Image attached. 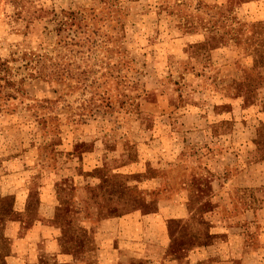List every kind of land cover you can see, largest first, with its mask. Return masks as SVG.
<instances>
[{
	"label": "rangeland",
	"instance_id": "374dc122",
	"mask_svg": "<svg viewBox=\"0 0 264 264\" xmlns=\"http://www.w3.org/2000/svg\"><path fill=\"white\" fill-rule=\"evenodd\" d=\"M41 7L84 12L103 44L89 60L62 48L64 84L27 76L18 58L55 53ZM227 11L263 21L253 46L227 42L211 61L192 52L199 24L247 32L223 22ZM0 57L21 89L0 94L5 264H264V112L238 100L213 108L242 68L264 77V0H0ZM104 61L118 66L107 83ZM116 88L134 108L88 103ZM62 202L77 235L64 242L53 224Z\"/></svg>",
	"mask_w": 264,
	"mask_h": 264
},
{
	"label": "trees",
	"instance_id": "16d2710c",
	"mask_svg": "<svg viewBox=\"0 0 264 264\" xmlns=\"http://www.w3.org/2000/svg\"><path fill=\"white\" fill-rule=\"evenodd\" d=\"M37 10L39 16L48 17V27L50 26V31L54 32L57 36L56 46L54 48L55 53L51 54L48 51L24 48L20 51V55L18 58L21 59V61L23 62L22 67L26 70L27 76L46 82H52L56 85L64 84L66 82L67 77H65L63 72L64 67L62 60L63 55L61 52L62 48L75 46L79 49V52L82 55H86V58L89 60L95 57L93 55L96 54L97 49L103 44H101V41H98L97 39L91 37V33H93L94 30L91 29V27L87 26L86 14L84 12L80 10L76 11L74 9L66 10L63 8H61L59 11H56L55 9H48L45 7H41ZM221 17L223 18V20H225L223 21L224 23L236 22L241 26L244 25L246 27L247 32L245 34H240L238 33L237 29L234 30V28L230 27L229 30L225 31L223 34H220L219 29L214 24H199L201 27L204 28L202 38L197 42L189 44V46L191 50L193 49L192 52L194 53L203 51V56L206 57V59H209L208 61H211V54H213L214 51H216L218 48L220 49L222 46H227V42H233L234 46L240 44H247L249 46H253L252 44L256 42L255 39L253 40L255 29L260 24V22H263L256 21L252 23H241L234 15H231V12L229 11H227V13L225 12V15H221ZM189 22L190 21L185 20V24H188ZM190 24L191 23H189V25L187 26H192V24ZM69 34H72V37L68 38L67 35ZM209 34H217L218 36L215 39H211L212 41H210V37H207V35ZM104 50L108 53L106 58H112L113 53L121 55V50L110 49L108 47H105ZM120 60L124 61L123 58H120L119 61ZM101 63L107 69L105 73H102L100 75L101 77H105V79H103V83H107L108 79L109 81H112V79L117 78L115 72L118 71V66L115 63H112L111 61H104ZM90 72V70H81L80 74H82L83 77H79V80H77L82 81L81 85L84 88L89 86L87 85L88 83H86V78ZM16 82L17 81L14 79L12 73L10 72L8 60L0 57V94H2L3 90L7 91V88L10 87V89L12 90H8L6 95L9 97L14 96L15 93L13 92L17 93L21 90L20 86L18 84L16 85ZM121 82L122 79L120 77V79L118 78L115 81V84L119 85ZM228 86L230 89L225 90H229V93L233 94V96H230L229 93L224 92L222 94L223 101L214 102L213 108L220 110V106L222 108H225L229 105L231 106L234 101L238 100L237 102H243V104L246 105L245 108L241 107V109L243 110L247 109V107L251 108L257 105L259 106L260 111L264 112V77L255 76L253 74L250 76L248 69L242 68L239 77H237V79L235 80H232ZM94 97L103 100L108 109H114L115 103H118L121 107H126L127 109L134 108V103L131 101V97L127 93H124L123 90H119L115 94L108 93L106 95L104 91H97L96 89V91L91 94V97H88V103L93 102ZM229 97H231L233 100H231ZM63 203L65 202H62L57 207L55 217L53 219V224L61 229L63 228L61 240H63L64 242L67 236L74 238L77 237V235L75 233L70 232L69 235L67 233V230L64 228V212L62 209ZM122 215L124 214H120L118 215V217ZM11 220H13V218L6 219V221L0 218V222H5V226L0 228V264H5V257L9 254L8 251L10 250V248L7 251L2 250H5V248H7V245L8 247H11L12 235L10 234V237L7 234V228L9 226L8 221ZM31 231V228H29L26 233L24 232V236L21 237L25 238V236ZM172 243L175 242L172 241Z\"/></svg>",
	"mask_w": 264,
	"mask_h": 264
}]
</instances>
